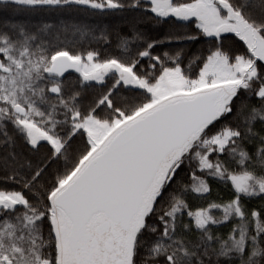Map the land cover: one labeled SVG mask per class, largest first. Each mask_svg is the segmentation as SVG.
<instances>
[{"label": "snow or ice", "instance_id": "6c2138e0", "mask_svg": "<svg viewBox=\"0 0 264 264\" xmlns=\"http://www.w3.org/2000/svg\"><path fill=\"white\" fill-rule=\"evenodd\" d=\"M0 264H264V0H0Z\"/></svg>", "mask_w": 264, "mask_h": 264}]
</instances>
